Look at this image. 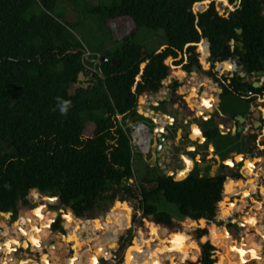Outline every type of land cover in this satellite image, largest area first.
<instances>
[{
  "label": "trees",
  "instance_id": "trees-1",
  "mask_svg": "<svg viewBox=\"0 0 264 264\" xmlns=\"http://www.w3.org/2000/svg\"><path fill=\"white\" fill-rule=\"evenodd\" d=\"M58 1L0 0V211L27 207V196L35 190L51 199L49 208L62 209L50 223L54 230H63L62 219L74 217L66 231L82 219L77 216L91 223L104 220L111 226L109 243L94 250L96 257L105 258L117 250L133 210L141 211L135 227L144 232L138 231L135 243L127 240L124 260L112 259L111 264H218L225 253L220 242L210 239L209 226H233L229 184L235 177L222 172L176 180L160 173L130 182L136 173L125 125L141 120L137 107L150 94L164 86L175 90L181 79L192 83L194 70L220 85L226 77L219 76L218 69L231 70L228 59H238L249 74L264 71V0H228L231 6L222 14L215 1L195 12V3V10L207 5L197 3L203 0H111L112 5L87 7L83 12L119 35L122 43L99 57L86 55L72 25L55 13ZM71 1L80 8V0ZM142 28L162 30L164 46L143 51L134 41ZM205 39L207 52L200 46L204 40L201 45L206 47ZM102 57L106 59L99 61ZM227 79L232 81L228 86L247 85L264 93V86L254 87L242 77ZM200 96L188 91L185 98L195 105ZM57 97L71 102L67 115L54 110ZM149 182L155 186L147 188ZM158 194L176 204L196 228L185 231L150 202ZM102 212L107 215L96 217ZM50 224L47 237H37L36 245L50 238ZM181 233L188 235L186 246L169 251L168 245ZM66 237L56 234L53 239L61 261L70 263ZM96 257L95 264H101ZM85 259L81 255L77 264L92 263Z\"/></svg>",
  "mask_w": 264,
  "mask_h": 264
},
{
  "label": "flooded vegetation",
  "instance_id": "flooded-vegetation-1",
  "mask_svg": "<svg viewBox=\"0 0 264 264\" xmlns=\"http://www.w3.org/2000/svg\"><path fill=\"white\" fill-rule=\"evenodd\" d=\"M239 67V65H233L231 70H227L228 73L223 75L226 80L221 79V85L216 82L223 89L219 92V101L212 111H207L204 114H200L195 105L187 103L184 95L178 94L185 83H189L184 79H181L182 84L175 90L170 86H164V93L162 88L154 92L163 95L156 100L158 104L155 105L156 101H153L149 110L144 107L143 111L139 112L143 116V120H147L148 127L147 150L140 152V154L145 164L144 177L151 178L163 172L167 175L168 170H173V175L179 178L185 177L187 174H193L198 163L203 162L206 168H219L218 173L228 172L235 177L234 180H241L242 185L235 193L234 198L238 199V203L243 202V205L239 206L238 212L237 210L234 214L231 212L232 223L239 228L256 229L258 232V228L263 224L261 222L264 216V193L261 188L262 181H264V104L259 103L264 101V93L260 94L250 88L248 91L247 85H244V88H236L235 84L228 86L227 83L232 81L227 78L238 80L242 77L243 82L252 84V86L254 82H258V87H261L264 86V79L261 80L260 77H264V75L261 76L257 72L247 73L243 64L240 70H238ZM192 82L194 81L192 80ZM201 84L204 85L205 82ZM188 85L190 86V84ZM183 90L185 89L183 88ZM190 91L192 90L190 89ZM168 92L170 95L166 99ZM203 92V88L199 89V94ZM211 97L213 96H209V98ZM166 115H171V118L166 117ZM195 126L196 130L194 129ZM182 155H186L189 159L183 158ZM238 157H242V159H237ZM226 161H231V164L225 163ZM248 165L251 166L250 175L245 173ZM248 178H252L251 189L248 185H244ZM247 190L249 192L245 193L244 191ZM27 198L31 200L29 196ZM43 199L48 200L49 198L43 196ZM54 209L49 208L46 203L39 202L33 209L32 205L29 204L27 211H30L34 216L33 230L30 235L24 231V237L20 241L16 240V244L10 245L6 249L3 247L8 239L1 240L4 229L0 230L1 264L8 260L11 262L21 259L15 257V251L19 247L24 249L29 247L31 252L40 251L41 253H38L39 258L42 254L45 255L46 246L44 247L45 251L42 245H36L34 240L37 237L42 239L47 237L46 227L57 215ZM10 211L12 217H18L17 211ZM10 215L7 216V219ZM69 222L70 220L65 221V227ZM9 228L16 235L24 229L20 220L14 224H9ZM53 237L51 234L50 239ZM24 240H27V247L23 246ZM35 247H40V250H35ZM242 248L245 253L244 258L240 259L241 253H236L235 263L243 264L246 261L247 264H259V258L264 260V257L257 250L254 249V252L258 258H250L252 252H249L245 246ZM56 254L61 256L59 251ZM58 257L52 259L56 260ZM46 259L48 261L49 257ZM61 259L62 256L58 263L52 262L53 264H63ZM24 260H26L25 264H41L33 255L32 258L27 256ZM49 261L51 262V260ZM253 261L254 263H252ZM228 263L234 264L232 260Z\"/></svg>",
  "mask_w": 264,
  "mask_h": 264
},
{
  "label": "rangeland",
  "instance_id": "rangeland-1",
  "mask_svg": "<svg viewBox=\"0 0 264 264\" xmlns=\"http://www.w3.org/2000/svg\"><path fill=\"white\" fill-rule=\"evenodd\" d=\"M81 3L80 8L76 6V4L71 1V0H59L57 3V7L55 9V13L59 14L61 17V20L64 21L65 23L71 24L73 27V33L81 40V42L83 43V45L86 47V55H91L92 57H99L102 55H105L108 51H114L118 48H120L122 46V43L120 41L119 35H115L114 32L111 33V31H109L108 27L105 24L100 23L97 18L95 16H93L91 13L86 12L84 13L83 10H85V8H89L91 6H95L98 4L101 5H112V1L111 0H102V1H98V0H80L79 1ZM207 4V1H205ZM218 5V9L220 11H224L226 7L231 6L228 0H218L217 2ZM207 6V5H206ZM203 8H200L198 10H202ZM34 10L36 12L39 11V7L36 4V6L34 7ZM197 10V9H196ZM197 10V11H198ZM118 32H120L121 35H124L125 32H122V30H118ZM120 35V37H121ZM134 41L136 43L141 44L148 53H152L154 52L156 49L160 48L161 44L166 43L167 38L164 34V32L162 30H152V29H147V28H142L137 35L134 38ZM204 40H202L200 42V46L202 47L201 43ZM233 68V65L231 64V69ZM93 69V68H92ZM94 70V69H93ZM238 70H240V68H238ZM193 72H197L196 70H194ZM221 72L218 71V75L222 76V75H226L228 73L227 70H225L224 72H222V74H220ZM204 73L201 72H197V74L195 73V75L191 76V80H193L194 82L192 83H185L184 86L185 89H188L189 86L188 84H190L191 87H198L199 83H204L206 82L204 78L201 81H198L200 76H204ZM210 78V77H209ZM83 80H87V79H83ZM211 83L207 82V87L204 90L203 93H201V96L197 99V102L195 104L197 111L200 114H204L207 111H202L200 109L199 104L201 103H205V101H207V104H210L211 102L208 100L209 96H212L211 94V90L213 88H216L217 86H215L216 81H214L212 78H210ZM214 82H213V81ZM76 85L72 84L70 87V91L73 92L75 90ZM221 87L218 85L217 87V93H219L221 91L220 89ZM183 89V88H182ZM189 90V89H188ZM165 91L164 88H162V92ZM192 91H194L192 89ZM156 97V99L154 101H156L159 97L160 94L154 95ZM158 97V98H157ZM186 97V93H184V98ZM228 101V100H226ZM264 104L263 102H259ZM217 104V99H215V104L212 106V109L209 111H212L215 106ZM141 111V109L139 110ZM142 112V111H141ZM143 118V116H142ZM140 118V119H142ZM130 121V120H129ZM127 121V123L129 122ZM145 122H147V120H144ZM183 158H188L186 155H182ZM176 157V156H175ZM189 159V158H188ZM191 161V160H190ZM143 158L140 154V151H134V155H133V163H134V170L136 173V178L132 179L130 182H134L137 183V181L142 182L143 178H144V173H145V164L143 163ZM192 163V162H191ZM248 172L246 173L247 175H249V172L251 170V168L249 166H247ZM219 172V168L213 167V168H206L203 162L198 163V165L195 167L194 171H193V175H214L217 174ZM164 173V172H163ZM167 173H173V170H168ZM173 177H175V175H173ZM249 180H252V178H248ZM237 181H241V180H237ZM236 180H233L230 182L229 184V193L232 194V196H235L236 194H234L232 192V188L234 186V184L237 182ZM242 182V181H241ZM263 184L261 186L262 191L264 193V181H262ZM147 188H152L155 186L154 182H149L145 184ZM244 185L246 186V182L244 183ZM249 189H251L252 186H248ZM245 193H248L249 191H244ZM235 193H237L235 191ZM28 196L31 198V200H29V204L32 205V209L38 205L39 202L41 203H46L47 204V200L43 199V195L41 193H39L38 191L32 190L29 192ZM46 196V195H45ZM238 199L234 198V202H236V205L233 208V213L238 209L240 205H243V202L238 203L237 202ZM32 202V203H31ZM150 202L156 204V206L159 208V210L165 211L168 214L171 215L172 219L178 223L179 225H181L185 231H189L192 229L196 228V224L187 216L183 215L176 204L169 202L162 194H158L155 195L154 197H152L150 199ZM246 202V201H244ZM242 203V204H241ZM21 205V204H20ZM234 205V204H233ZM61 208H55V212H57V215L54 219H56L59 216V213L62 212L60 210ZM29 210V209H28ZM18 212V217H12V215L9 216V218L7 219V216L10 213H5L6 216L3 217L0 214V220L1 222H3L4 220H6V225L2 226L0 224V229L3 230L4 229V234L3 237L1 238L2 241H4L6 238L10 239V238H16L15 237V233H13L10 228H9V224H14L16 223L21 216L20 221H24L25 224L23 226L24 229L20 230L18 232V234L16 235L17 238L16 240H21L24 237V233L26 232L28 235H30L31 233V229L33 228V222H34V217L31 213H29V217L26 219L24 217V215L20 214L24 211H27V207L21 205L18 206V209L16 210ZM138 211V210H137ZM255 212V211H254ZM256 214V213H254ZM107 215V212H102L100 214H98L96 217H105ZM142 212L138 211L137 213L133 210V214L131 215V225L129 224L126 228V230L120 235L119 239H118V248L116 251L113 252V255L111 258H105V257H96V251L93 249V251L90 250V245H91V239L94 237H99L101 240H106L107 236L111 233V226L110 224H108L107 222H105L104 220L99 221V222H94V223H90V221H88L87 219H80L79 221H77L76 223H74L73 225H71L70 227L74 229V232H77L78 235H75V239L76 242H74L75 244V248H76V255L74 257V250H73V246L72 243L69 242L68 243V248H69V254L66 256L69 260H71L70 263L68 264H72L75 261V258L78 257L79 255H82L85 258L88 259H92V264H95V257L99 260V262L101 264H111L112 259L117 260L119 262V260H124V254L126 253V250L128 249V239L131 238L132 243L134 241L135 243V239L136 237H138V231L143 230L142 227L140 226H136L137 225V221L138 219L141 217ZM74 217H72L70 219V222L73 220ZM54 219L52 220V222L54 221ZM83 220V221H82ZM51 222V224H52ZM63 223V230L58 229V230H54L52 229V225L50 224V233H52V236L62 233L65 234L66 231V227H65V220L62 219ZM263 223L258 229V232L256 231V229H249L248 228H244L241 227L239 228L236 224H233V226H231L229 229L224 228L222 225H216L215 226V230L217 233V240L218 242L221 243L222 249L225 253V257L222 258L223 260H235L236 257V253L240 254L239 251H236L234 249H243L242 246L244 245L247 237L251 234H253L255 237L260 238V232H262V228L264 227V216L262 218V222ZM133 225V227H132ZM26 227H28L26 229ZM225 230L230 232L231 238H230V242L227 244H224L223 242V235L226 232ZM25 231V232H24ZM228 234V233H227ZM64 237V236H63ZM232 239V240H231ZM188 242V235L186 233H181L176 235L173 240L171 241V243L168 245V250L169 251H173L176 249H182L186 246ZM56 239H47L46 241H43L41 243L42 248H44L46 246V249L44 248V250L46 251L45 255H41V258H39L38 253L39 252H31L30 248H22L19 247L16 251H15V257L16 258H21L20 260L26 261L24 260V258H26L27 256H30V258H32V255L34 256V258L41 262V264H53L52 261H54L52 258H57L58 255L56 254V252L54 250H49L52 248V246H56ZM37 250V249H35ZM48 255V256H47ZM261 255L264 257V246L261 252ZM47 257H49L48 261L51 260V262L47 261ZM1 258V255H0ZM244 256H241L240 259H243ZM10 261V260H8ZM7 261V262H8ZM1 262V260H0ZM7 262L3 263L6 264ZM121 262V261H120ZM254 263V261L252 262ZM55 264V263H54ZM221 264H223L222 260H221Z\"/></svg>",
  "mask_w": 264,
  "mask_h": 264
},
{
  "label": "bare ground",
  "instance_id": "bare-ground-1",
  "mask_svg": "<svg viewBox=\"0 0 264 264\" xmlns=\"http://www.w3.org/2000/svg\"><path fill=\"white\" fill-rule=\"evenodd\" d=\"M202 3H206L205 1L204 2H202ZM206 76H200L199 77V79H198V81H201V80H203L204 78H205ZM185 86H187V85H185ZM182 88H184L185 89V87L183 86ZM215 97L213 96L212 97V100L214 101V103L212 104H205V103H201V104H199V106H200V109L202 110V111H209V110H211L212 109V106L215 104ZM204 108V110L202 109V108ZM194 129L196 130V126L194 127ZM254 162V161H253ZM252 164V163H251ZM249 167H251L250 165H249ZM248 172V170H246L245 171V173H247ZM181 178H183V177H181ZM237 183V182H236ZM236 192L238 191V190H235ZM235 191H233V193L235 194ZM238 202V201H237ZM235 205H236V203H235ZM25 212V215L26 216H30L29 215V213H31L30 211H24ZM24 212H22V213H20L21 215L24 213ZM32 214V213H31ZM33 215V214H32ZM34 217V216H33ZM88 219V218H87ZM90 220H93V219H90ZM83 221V220H82ZM91 223V222H90ZM0 224L2 225V226H5L6 225V220H4L3 222H1V220H0ZM20 224L22 225V226H24V224H25V222L24 221H20ZM28 227H26V229H27ZM33 229H31V231H32ZM262 231H264V230H262ZM61 234V233H60ZM75 235H78V233L77 232H74V229L73 228H71V227H69L68 228V230H67V237H66V239H67V243H69V242H71L72 244H74V242H76V239H75ZM227 235V236H226ZM224 236H226V237H230L226 232H225V234H224ZM230 239V238H229ZM225 240H223V242H224ZM91 245H90V250L92 251L93 249H94V246L95 245H97V246H100V245H107L108 243H109V239H106V240H101L99 237H94V238H92L91 239ZM17 243V241H16V238H10V239H8L7 240V242H6V244H5V246L3 247V249H6V248H8L10 245H14V244H16ZM27 245H28V243H27V240H24V243H23V246L24 247H27ZM35 249H37V250H40V247H35ZM52 250H54V251H56L57 253H58V251H59V249H58V245L56 244V246H52ZM59 257H58V259H56V260H54V262L55 263H58V261H59V258L61 257L60 255H58ZM80 256L81 255H79L78 257H76L75 258V261L72 263V264H77V262H78V260H79V258H80ZM87 260V258L85 259V261ZM222 260V262H223V264H227V262H226V260H223V259H221ZM86 262H88V263H91L92 262V259H88ZM26 263V261H23V260H20V259H16L15 261H11V262H7L6 264H25ZM63 264H68V262H64ZM92 264V263H91ZM236 264H238V263H236Z\"/></svg>",
  "mask_w": 264,
  "mask_h": 264
},
{
  "label": "built area",
  "instance_id": "built-area-1",
  "mask_svg": "<svg viewBox=\"0 0 264 264\" xmlns=\"http://www.w3.org/2000/svg\"><path fill=\"white\" fill-rule=\"evenodd\" d=\"M201 49L205 52L209 51L208 44L206 45V47H201ZM228 61L231 62V64L234 66L239 65L240 67H242L241 62L238 59H235V58L234 59H228ZM221 63L222 62H220L219 64L221 65ZM218 71L221 72L220 74H222V72H224V71H221L220 68L218 69ZM260 78H261V80L264 79V77H260ZM166 90H169V88H166ZM156 94L157 93L150 94L148 96V98L145 99V102L143 104H139L137 107L138 112H141V111H139L141 106H142V108L145 107L146 110H149V108L151 107V105L154 101V98H155L154 95H156ZM161 96L163 97V95H161ZM125 128H127L129 130L130 138H131V145L133 147V151H135V150L140 151V152L146 151L147 150L146 136L148 134L147 123L143 119L136 120V121L130 120L125 125Z\"/></svg>",
  "mask_w": 264,
  "mask_h": 264
},
{
  "label": "crops",
  "instance_id": "crops-1",
  "mask_svg": "<svg viewBox=\"0 0 264 264\" xmlns=\"http://www.w3.org/2000/svg\"><path fill=\"white\" fill-rule=\"evenodd\" d=\"M164 44L165 43H163V44H161V46H160V48H162L163 46H164ZM160 48H158V49H156L155 51H157V50H159ZM206 79H205V84L203 85V84H201V83H199L198 84V87L197 86H195V87H191V86H189V90L191 89H193V90H197V93H198V95H200L199 94V89H201V88H203V91L206 89V87H207V82L208 83H211V80H210V78L209 77H205ZM213 81V80H212ZM214 82V81H213ZM215 86H217L218 87V84L217 83H215ZM217 87L216 88H213L212 90H211V94H212V96H214L216 99H217V102L219 101V93H217ZM188 89H185V91L182 89V91H184V93H188ZM165 92V91H164ZM163 92V93H164ZM158 94V93H157ZM156 98H154V100H155ZM209 101L210 102H212V104L214 103V101L212 100V97L211 98H209ZM202 108V107H201ZM203 110H204V108H202ZM166 117H168V118H171V115H166ZM249 166V165H248ZM250 172H251V170H250ZM250 172H249V175H250ZM251 183H252V180H247L246 181V185H248V186H250L251 185ZM242 185V182L241 181H237V183H235L234 184V186H233V188H232V192L233 191H235V190H238L239 189V187ZM249 191V190H248ZM230 194V193H229ZM1 230V229H0ZM262 230H264V227L262 228ZM261 232V231H260ZM225 234V233H224ZM227 236V235H226ZM226 236H224L223 235V240H225L224 241V244H227V242L229 241L230 242V237L228 238V237H226ZM260 238H257V237H255L253 234H251V235H249L248 237H247V239H246V241H245V243H244V245L243 246H245L247 249H248V251L249 252H252V251H254V249L255 250H257V252L258 253H260L261 254V252H262V249H263V246H264V231H262L261 233H260V236H259ZM228 242V243H229ZM262 256V255H261ZM251 257H253L252 255L250 256V258ZM231 260H227L226 259V262H227V264H229L228 262H230ZM235 261L236 260H233L232 261V263L234 262V264H236L235 263ZM262 261V262H261ZM0 264H1V262H0ZM239 264V263H238ZM259 264H264V260H262V259H260L259 258Z\"/></svg>",
  "mask_w": 264,
  "mask_h": 264
},
{
  "label": "water",
  "instance_id": "water-1",
  "mask_svg": "<svg viewBox=\"0 0 264 264\" xmlns=\"http://www.w3.org/2000/svg\"><path fill=\"white\" fill-rule=\"evenodd\" d=\"M204 1H207V6H205L202 10H205L206 8H208L209 6H210V4L213 2V1H215V3H216V7H217V9H218V5H217V2H218V0H203V1H200V2H197V3H202V2H204ZM240 1H237V2H235L236 3V5L239 3ZM196 4V3H195ZM195 4H194V6H195ZM194 6H193V10L195 11V12H197V10H195V8H194ZM202 10H198V11H202ZM219 10V9H218ZM219 12L222 14V13H224V11H220L219 10ZM241 30L239 29V32H240ZM206 40V42H207V44H208V47H209V41H208V39H205ZM142 50L144 51L145 50V48L143 47L142 48ZM144 56H146V55H144ZM182 57V54L180 55V57L179 58H181ZM106 59V57H102L99 61H101V60H105ZM147 60H149V58H147ZM195 73L197 74V72H193V75H195ZM259 75H264V71H258L257 72ZM83 73H81V75H82ZM80 79L81 80H83V79H85L83 76H81L80 77ZM87 86V85H86ZM253 86L254 87H258L259 86V84H258V82H254L253 83ZM221 89V91L223 90L222 88H220ZM247 90L248 91H250L249 90V87H247ZM179 95H184V92L181 90L179 93H178ZM169 95H170V92H168V93H166V99L167 98H169ZM185 100H186V102H187V99L186 98H184ZM176 100H179V99H176ZM188 103V102H187ZM158 104V102L156 101L155 102V105H157ZM167 175H173V173L171 174V173H168ZM188 176V174L185 176V177H183V178H179L178 176H175L174 178L176 179V180H182V179H184V178H186ZM6 186L7 187H9L10 186V184H6ZM230 195H232V194H230ZM0 213H10L11 214V211H0ZM232 213H233V208H232ZM9 214V215H10ZM77 217H79V218H82V219H85L83 216H77ZM241 224V223H240ZM241 226H242V224H241ZM226 231V233H228V234H230V232L229 231H227V230H225ZM209 236H210V239L212 240V241H218L217 239V233H216V230H215V226L214 225H210L209 226ZM222 248V247H221ZM222 252H223V249H222ZM221 256H222V254L220 255V257H219V259H218V264H220V259H221Z\"/></svg>",
  "mask_w": 264,
  "mask_h": 264
},
{
  "label": "clouds",
  "instance_id": "clouds-1",
  "mask_svg": "<svg viewBox=\"0 0 264 264\" xmlns=\"http://www.w3.org/2000/svg\"><path fill=\"white\" fill-rule=\"evenodd\" d=\"M56 99H57V105H56V109H54V110L58 109L60 115H62V116L67 115L69 108L71 106V102L68 100H64L60 97H57Z\"/></svg>",
  "mask_w": 264,
  "mask_h": 264
},
{
  "label": "snow or ice",
  "instance_id": "snow-or-ice-1",
  "mask_svg": "<svg viewBox=\"0 0 264 264\" xmlns=\"http://www.w3.org/2000/svg\"><path fill=\"white\" fill-rule=\"evenodd\" d=\"M205 104L207 105V101H205ZM237 159H242V157H238ZM225 163L231 164V161H226ZM193 246H195V245H193ZM234 250L239 251L242 256L245 254L244 250H242V249H234ZM252 256H253V258H258V257H256V254L254 251H252ZM243 264H247V262L244 261Z\"/></svg>",
  "mask_w": 264,
  "mask_h": 264
}]
</instances>
